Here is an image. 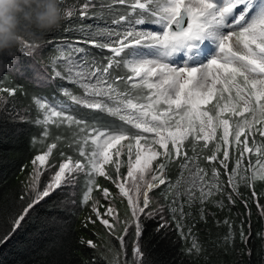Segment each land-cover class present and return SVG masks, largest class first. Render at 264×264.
<instances>
[{"label":"snow or ice","instance_id":"1","mask_svg":"<svg viewBox=\"0 0 264 264\" xmlns=\"http://www.w3.org/2000/svg\"><path fill=\"white\" fill-rule=\"evenodd\" d=\"M61 9L65 26L0 54V71L23 75V53L49 90L24 105L26 88L0 86V140L23 129L39 145L23 165L27 182L0 195V246L91 202L116 242L102 249L106 264H162L154 235L179 243L181 264H252L254 254L264 264V0ZM60 32L77 35L48 45Z\"/></svg>","mask_w":264,"mask_h":264},{"label":"trees","instance_id":"2","mask_svg":"<svg viewBox=\"0 0 264 264\" xmlns=\"http://www.w3.org/2000/svg\"><path fill=\"white\" fill-rule=\"evenodd\" d=\"M78 0H66L68 5L77 3ZM74 19V18H70ZM69 21H62L59 28L65 26ZM155 27V26H154ZM76 33L60 32L50 37H45L48 45L53 41L66 37L70 39L76 38ZM46 45L43 54L48 56L54 53L51 46ZM21 58L26 65L30 61L21 53ZM28 66V65H27ZM48 71H51L49 66ZM28 72L25 75L10 73L8 70L0 73V86H18L27 89V93L18 92L17 95L22 97L21 104H28V96L33 92H44L48 94V89H41L38 84L33 82ZM67 87L75 88L70 82H62ZM39 148L29 143L26 130L18 129L15 137L9 132L8 138L0 140V154H5L7 159H0V195L7 194L9 196L18 190L22 184L21 177L26 169L23 165L30 162V157ZM257 190L259 191V182H257ZM3 201L0 200V204ZM78 217L65 218L64 220H52L46 225L40 223H31L24 226L22 230L11 240L6 246H0V264H106L104 259L96 254L95 249L91 248L85 242H81L77 227L82 214L88 208V205H81ZM40 215L47 217L53 213L47 210H41ZM154 227L153 222H149ZM258 223V218L253 215V224ZM175 240V236H173ZM153 255L162 264H181L182 257L178 256L179 243L175 247L168 244L167 241L158 240L154 235L152 240ZM231 259V257H224ZM260 257L255 254L251 257L252 264H260Z\"/></svg>","mask_w":264,"mask_h":264},{"label":"clouds","instance_id":"3","mask_svg":"<svg viewBox=\"0 0 264 264\" xmlns=\"http://www.w3.org/2000/svg\"><path fill=\"white\" fill-rule=\"evenodd\" d=\"M62 21L61 0H0V54L15 48L21 36H42Z\"/></svg>","mask_w":264,"mask_h":264},{"label":"rangeland","instance_id":"4","mask_svg":"<svg viewBox=\"0 0 264 264\" xmlns=\"http://www.w3.org/2000/svg\"><path fill=\"white\" fill-rule=\"evenodd\" d=\"M25 65V70L23 72V75H25V72H28L30 74L31 77H28L29 79H31L33 81V76H34V71L31 67V63H28L26 65V63L24 62ZM2 71H0L1 73ZM20 75V76H23ZM35 82V81H33ZM36 84H38L37 82H35ZM39 85V84H38ZM28 171L29 169H26L25 172L23 173L24 175L21 177L20 182L22 183H26L27 182V175H28ZM101 203L103 204L104 201H101ZM116 204H118V208L120 209L121 213L123 212V209L125 207L124 203H121L119 199H117L115 201ZM91 208V202L88 206V208L86 209V211L88 212H84L80 218L78 227H77V231L78 234L80 235L81 240H83L85 243L87 240H93L97 245L98 248L95 249L96 254L101 256L103 258L104 253L102 252V249L104 248L105 245L109 244V241L111 240V243H116L111 237H109V235L107 234L106 230L104 229V227L101 225L99 219H97L94 214H92V209ZM101 212L104 211L103 208L100 209ZM92 215V218L94 220H96L95 225H93L91 222H86L87 217H89V215ZM86 216V217H85ZM85 217V218H84ZM85 220V222H84ZM97 233H99V235H96Z\"/></svg>","mask_w":264,"mask_h":264},{"label":"bare ground","instance_id":"5","mask_svg":"<svg viewBox=\"0 0 264 264\" xmlns=\"http://www.w3.org/2000/svg\"><path fill=\"white\" fill-rule=\"evenodd\" d=\"M90 209H91V208H90ZM85 217H86V216H85ZM85 217H84V218H85ZM85 219H86V218H85ZM84 222H85V220H84ZM85 223H86V222H85Z\"/></svg>","mask_w":264,"mask_h":264}]
</instances>
